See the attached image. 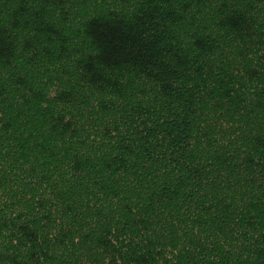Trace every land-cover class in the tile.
Returning <instances> with one entry per match:
<instances>
[{
    "label": "trees",
    "instance_id": "obj_1",
    "mask_svg": "<svg viewBox=\"0 0 264 264\" xmlns=\"http://www.w3.org/2000/svg\"><path fill=\"white\" fill-rule=\"evenodd\" d=\"M0 264H264V0H0Z\"/></svg>",
    "mask_w": 264,
    "mask_h": 264
}]
</instances>
